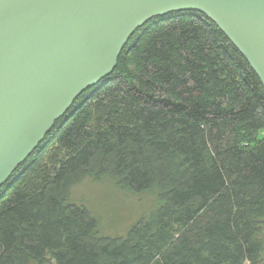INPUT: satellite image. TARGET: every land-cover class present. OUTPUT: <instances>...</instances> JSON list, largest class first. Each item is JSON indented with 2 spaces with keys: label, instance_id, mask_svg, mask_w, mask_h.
Returning a JSON list of instances; mask_svg holds the SVG:
<instances>
[{
  "label": "trees",
  "instance_id": "obj_1",
  "mask_svg": "<svg viewBox=\"0 0 264 264\" xmlns=\"http://www.w3.org/2000/svg\"><path fill=\"white\" fill-rule=\"evenodd\" d=\"M88 177L155 191L125 237L68 204ZM0 264H264V88L204 15L136 29L0 189Z\"/></svg>",
  "mask_w": 264,
  "mask_h": 264
},
{
  "label": "water",
  "instance_id": "obj_2",
  "mask_svg": "<svg viewBox=\"0 0 264 264\" xmlns=\"http://www.w3.org/2000/svg\"><path fill=\"white\" fill-rule=\"evenodd\" d=\"M174 12L208 18L264 88V0H0V189L134 31Z\"/></svg>",
  "mask_w": 264,
  "mask_h": 264
},
{
  "label": "rangeland",
  "instance_id": "obj_3",
  "mask_svg": "<svg viewBox=\"0 0 264 264\" xmlns=\"http://www.w3.org/2000/svg\"><path fill=\"white\" fill-rule=\"evenodd\" d=\"M155 194L131 192L111 178L88 177L71 188L67 203L90 213L96 221L97 236L125 237L131 227L161 206Z\"/></svg>",
  "mask_w": 264,
  "mask_h": 264
}]
</instances>
